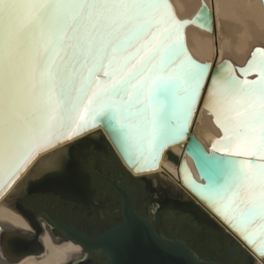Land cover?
Returning a JSON list of instances; mask_svg holds the SVG:
<instances>
[{"label":"snow or ice","instance_id":"1","mask_svg":"<svg viewBox=\"0 0 264 264\" xmlns=\"http://www.w3.org/2000/svg\"><path fill=\"white\" fill-rule=\"evenodd\" d=\"M184 23L168 0H0V193L41 150L100 123L134 167L156 166L211 73L224 155L196 146L221 174L200 187L264 253V50L244 79L228 62L213 71L185 54Z\"/></svg>","mask_w":264,"mask_h":264},{"label":"water","instance_id":"2","mask_svg":"<svg viewBox=\"0 0 264 264\" xmlns=\"http://www.w3.org/2000/svg\"><path fill=\"white\" fill-rule=\"evenodd\" d=\"M168 3L173 10V6L170 0H168ZM205 6L207 7V13L202 16ZM179 21L185 22L182 29L185 54L191 60L201 63L193 58L187 48L185 27L188 24L194 23L206 30L212 31L214 28L213 13L211 12L209 5L203 0L199 10L191 19H184ZM225 62H228L232 66V63L229 60H224L221 64L218 65H222ZM247 63H249V61ZM217 66L213 71H215ZM237 70L240 72L239 68ZM191 118L192 116L189 118V123L185 130V135L183 136V138L189 133ZM101 124L128 166L133 167L136 170H140L141 168L134 167L130 162L129 156L124 150H122V145L118 143L116 139H114L113 132L110 131L104 123ZM183 138L169 143V145L179 142ZM86 139L95 140V142L96 140H98L99 145H103L105 149L103 151L99 150L98 152H94L98 153V155L101 157L99 158L101 160V163L108 165L111 169L117 170L123 174L125 173L128 178H131V180L139 182V185L143 187L144 191L147 194L151 195V197L153 198V202H157L159 204V208L165 202H171L173 206L171 205L170 207L175 208H177L175 204H178L181 208L190 209L198 214L204 220L203 222H205V224H208V228L211 234H213L214 238H221V236L220 234H217V232H214L213 229H216L222 234H225V236H227L231 240V252L227 256V258L223 261H217L215 259H205L203 257H200V255L196 253L182 238L175 236L166 237L160 234L156 230L151 219L144 216L136 209L134 198L128 191V189L119 186L115 181H113L112 184L117 189L122 198V219L118 223H114L103 231H99L90 235L65 223L55 216H51L53 222L65 234L60 235V229L58 227H56L57 230H55L54 232L52 231L54 226H56L54 223L50 224L51 222L48 223L43 219L37 218L31 220L27 216H25L21 211V208H23L21 207L22 203L25 206L24 201L28 203L31 198L33 199L34 194L39 192L46 195L54 192V194H58L60 196H63L64 198H67V196L63 194L64 192L67 195L74 194V196L85 199L86 201L90 200L91 178L88 164L92 160L93 153L91 149H94L95 147H93V145L91 144H81ZM52 145L53 143L51 144V146ZM213 145L214 144L211 145L210 150H207L205 145L194 134H192L185 148L186 154L193 159L194 165L197 169L201 181H198L193 177L192 172L188 169L185 160L182 161L180 166V171L181 173H183V178L192 188V191L198 196L203 197L207 200H210L208 199V196L210 194L205 188L200 186H204L209 183V175L215 178L220 176L221 174L216 170L210 168L207 161L202 159L201 155L198 154L196 146L202 148L203 153H211L217 156H223V153L213 152ZM124 147H127V145L125 144ZM163 149H161V151ZM257 163H264V161H257ZM124 177L126 178V176ZM126 183L130 185L129 182ZM34 198H37V196H35ZM1 203L23 215L35 230V233H31L12 226L8 223L0 222L1 262L13 263L17 262L27 255H35L42 252L44 247L41 243V236L43 234L41 221H45L52 233L57 237H60L64 240H72L80 244L83 249H86L87 251L103 252L107 258L108 264H227L234 255L239 257V259H241L243 263L256 264L255 259L251 255H249L211 216H209L198 205H196L184 194H182L178 189L162 179L158 173L140 177H133L125 169L100 129L65 146H62L48 154L43 155L20 180V182L13 188V190L1 201ZM216 212L220 216L224 217L217 210ZM65 217L74 224L80 225L84 229L90 230H92L94 227L104 226L108 223L107 218H96L95 220L89 221L88 219L80 217L68 215H65ZM37 226L40 227V231L37 229ZM19 236L29 240L22 241L15 245L16 242L14 239ZM242 237L255 248L258 254H264L243 235ZM37 239L41 243V250L34 253L30 252V245L34 244V241L37 242ZM13 240V244L15 246L12 245ZM260 242L261 241L259 239L256 241V243ZM14 249L17 250V254L14 253ZM75 264H79V261Z\"/></svg>","mask_w":264,"mask_h":264},{"label":"bare ground","instance_id":"3","mask_svg":"<svg viewBox=\"0 0 264 264\" xmlns=\"http://www.w3.org/2000/svg\"><path fill=\"white\" fill-rule=\"evenodd\" d=\"M202 1L170 0L175 15L179 20L191 19L199 10ZM204 1L209 5L213 13L214 28L212 31H209L194 23L186 25L185 33L188 50L195 60L201 63H209L212 70L224 60H229L233 64L235 73H238L241 78H245L241 72H238L237 66L244 67L247 64L255 47H264L263 0ZM254 76L251 75L250 77L254 78ZM210 79L211 74L209 80L203 85L204 90L199 96L198 104L194 106V114L189 125V133L179 142L166 145L161 151L156 166L141 168L140 170L128 166L100 123L95 127L82 131L79 135L72 137V139H60L59 142H53L52 146L46 147L37 153L26 168L20 172L18 179H16L12 187L0 193V222L8 223L28 232L31 231L33 228L24 216L8 208L1 201L13 190L43 155L100 129L111 142L124 165L134 177L158 173L160 177L167 178V180L170 179L178 184L188 197L192 199V202L211 216L224 230L229 232L257 260L258 264H264V254H258L255 248L242 237V234L225 217L220 216L216 212V207L210 200L195 194L183 178V173L180 171L181 163L185 160L193 177L201 181L193 159L185 152V148L192 134L205 145L207 150H210L212 144L220 147L221 145L218 141H221L225 135L222 123L217 120V114L220 112V108L216 104L215 98L208 96ZM41 242L44 247L43 251L40 252L41 254L27 255L13 263L0 261V264H73L75 260L81 257L82 251L84 250L80 244L72 240H62V238L57 237L48 226H45V232L41 236Z\"/></svg>","mask_w":264,"mask_h":264},{"label":"flooded vegetation","instance_id":"4","mask_svg":"<svg viewBox=\"0 0 264 264\" xmlns=\"http://www.w3.org/2000/svg\"><path fill=\"white\" fill-rule=\"evenodd\" d=\"M88 165L91 178V198L89 201L74 196V194L67 195L63 191L61 192H63L67 198L54 194V192L49 195L39 192L34 194V197L37 196V198H31L28 203L24 201L25 206L23 203L22 206L20 205L23 207H20L22 213L31 220L35 218L43 219L48 223L51 222L50 224L54 223L51 216H55L80 231L92 235L107 229L122 219V198L112 184V182L115 181L119 186L128 189L134 198L136 209L141 214L151 219L156 230L160 234L166 237L175 236L182 238L200 255V257L205 259L223 261L231 252V240L227 236V238H224L225 236H221V238H214L213 236L205 237L201 232V226L196 224L189 216V214L192 216L191 213L188 211H186V213L177 211L180 205L175 204L177 206V208H175L170 207L172 205L171 202H165L160 208L155 210L153 208V198L144 191L143 187L139 185V182L131 180L125 173L123 174L117 170L111 169L108 165L101 163V160L97 161L96 159H92ZM124 176H126V178ZM126 182H129L130 185ZM65 215L85 218L89 221L95 220L96 218H107L108 223L101 227H94L92 230L84 229L80 225H76L68 220ZM56 227L58 226H54L53 232L57 230ZM59 234L65 235L61 229ZM14 240L16 242L15 245H17V243L25 240L28 241L29 239L19 236ZM14 240L12 241V245H14ZM40 245L41 243L37 239L36 243L30 245V252L34 253L41 250ZM223 252L228 253V255L223 257ZM14 253L17 254V250L14 249ZM78 261L79 264H108L107 258L103 252H92L86 249L82 251L81 257L75 260L73 264ZM227 264L246 263H243L239 257L234 255Z\"/></svg>","mask_w":264,"mask_h":264},{"label":"trees","instance_id":"5","mask_svg":"<svg viewBox=\"0 0 264 264\" xmlns=\"http://www.w3.org/2000/svg\"><path fill=\"white\" fill-rule=\"evenodd\" d=\"M81 144H84V145L91 144V145H93V147H95V148L94 149H91V151L93 153L92 159L93 160L96 159L97 161L100 160L99 158H101V157L98 155V153H94V152H98L99 150H102L103 151L105 149H104L103 145L102 146L99 145V141L98 140H96V142H95V140L86 139ZM178 209H179V210H177L178 212H184V213H186V211H188L189 213L192 214V216L190 214H189V216L192 218V220L196 224H199V226H201V228H202V231L201 232L203 233V235L205 237L213 236V234H211V232H210V230L208 228V224L207 223L205 224V222H203L204 220L198 214H196L195 212H193L190 209H186V208H183L182 209L181 207L178 208ZM37 229L40 231V227L37 226ZM213 230H214V232H217V234H220V236H223V237L225 236V234H222L218 230H216V229H213ZM224 238H227V237L225 236ZM34 243H36V242L34 241ZM227 255H228V253L223 252V257H226Z\"/></svg>","mask_w":264,"mask_h":264},{"label":"rangeland","instance_id":"6","mask_svg":"<svg viewBox=\"0 0 264 264\" xmlns=\"http://www.w3.org/2000/svg\"><path fill=\"white\" fill-rule=\"evenodd\" d=\"M103 133V132H102ZM104 134V133H103ZM104 136H105V134H104ZM106 137V136H105ZM106 139H107V137H106ZM107 141L109 142V144L111 145V147H112V149L114 150V152L116 153V155H117V157L119 158V160L121 161V163L123 164V166L125 167V169L129 172V170L126 168V166L124 165V163H123V161L121 160V158L119 157V155L117 154V152L115 151V148L113 147V145L111 144V142L107 139ZM130 173V172H129ZM131 174V173H130ZM132 175V174H131ZM133 176V175H132ZM134 177V176H133ZM162 178V177H161ZM162 179H164L165 181H167L168 183H170L172 186H174L176 189H178L182 194H184L187 198H189L188 197V195L180 188V186L178 185V184H176V183H174L172 180H170V179H168L167 180V178H162ZM190 199V198H189ZM191 201H192V199H190ZM153 208L156 210V209H158L159 208V204L157 203V202H154V206H153ZM45 224V225H44ZM41 225H42V228H43V233L45 232V226H47V224L45 223V221H41ZM221 226V225H220ZM32 227V226H31ZM222 227V226H221ZM223 228V227H222ZM226 231V230H225ZM29 232H31V233H35V230L34 229H31V231H29ZM227 232V231H226ZM240 246H241V244L229 233V232H227ZM42 243V242H41ZM242 247V246H241ZM244 250H245V248L244 247H242ZM246 251V250H245ZM247 253H248V251H246ZM41 254V253H40ZM249 254V253H248ZM35 255H39V254H35ZM250 255V254H249ZM255 259V258H254ZM255 263L256 264H258L257 263V260L255 259Z\"/></svg>","mask_w":264,"mask_h":264}]
</instances>
